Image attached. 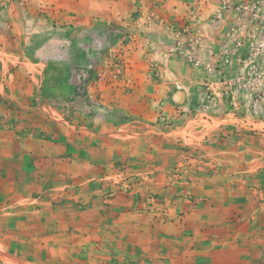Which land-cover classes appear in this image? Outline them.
<instances>
[{"label":"rangeland","instance_id":"rangeland-1","mask_svg":"<svg viewBox=\"0 0 264 264\" xmlns=\"http://www.w3.org/2000/svg\"><path fill=\"white\" fill-rule=\"evenodd\" d=\"M0 103V264H264V0H0Z\"/></svg>","mask_w":264,"mask_h":264},{"label":"crops","instance_id":"crops-1","mask_svg":"<svg viewBox=\"0 0 264 264\" xmlns=\"http://www.w3.org/2000/svg\"><path fill=\"white\" fill-rule=\"evenodd\" d=\"M22 111H18L15 106H10L7 104L0 103V126H3L4 131L2 132V136L4 138L2 141L7 143V147L11 148L10 150H19L22 148L21 144L23 142V139H27V143L30 144V141L27 137L23 138V133H18L20 130V124L21 121L24 117V115H20ZM9 144V145H8ZM13 145L16 148L11 147ZM25 147V146H24ZM8 148V149H9ZM29 149L28 154L32 153H40V151H37L38 148H34L31 145L27 147ZM25 149V148H24ZM12 155H7L4 154V158H11ZM33 156V155H32ZM36 156H38L36 154ZM13 157V156H12ZM39 157V156H38ZM46 157L43 156L42 159H45ZM30 164H32V161H28ZM247 185H255V187H249L245 185V188L248 190L247 193L245 194L246 196L243 197L245 198L246 202H242V211H247L250 214L245 213L248 217L243 220V228L242 232L236 233V230L231 228L230 232L227 237H231V241L235 237H241V244L244 246V248L241 253H245V251L248 254L251 253H258L259 250V201L262 200L261 202H264V191L259 190V184L252 181V184L246 182ZM262 198V199H261ZM225 203V202H224ZM234 204L232 202L230 203H225L221 206L219 205H214L211 207V214H210V224L213 225L214 227H219L221 225H229V221L233 222V209H234ZM237 208V206H236ZM238 210V208H237ZM229 217V218H228ZM227 221V222H226ZM234 223V222H233ZM218 239H217V244H218ZM256 256V255H255Z\"/></svg>","mask_w":264,"mask_h":264}]
</instances>
